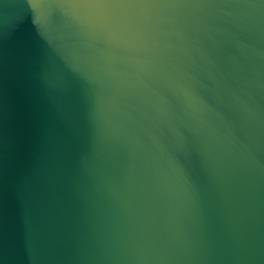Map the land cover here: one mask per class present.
<instances>
[{
  "label": "water",
  "instance_id": "1",
  "mask_svg": "<svg viewBox=\"0 0 264 264\" xmlns=\"http://www.w3.org/2000/svg\"><path fill=\"white\" fill-rule=\"evenodd\" d=\"M0 264H264V0H0Z\"/></svg>",
  "mask_w": 264,
  "mask_h": 264
}]
</instances>
